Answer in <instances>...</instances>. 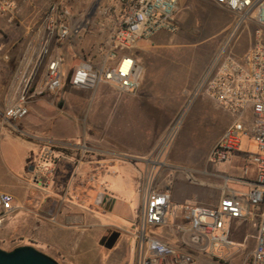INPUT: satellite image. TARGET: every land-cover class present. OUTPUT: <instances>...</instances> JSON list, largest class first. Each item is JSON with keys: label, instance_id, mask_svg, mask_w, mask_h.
Returning a JSON list of instances; mask_svg holds the SVG:
<instances>
[{"label": "crops", "instance_id": "0c3cea01", "mask_svg": "<svg viewBox=\"0 0 264 264\" xmlns=\"http://www.w3.org/2000/svg\"><path fill=\"white\" fill-rule=\"evenodd\" d=\"M54 1L69 3V0H15L14 16L0 10V168L8 174L7 193L15 197L14 212L0 234L11 240L8 245L12 248L6 250L36 246L73 264L85 253L94 252L108 232L117 230L118 241L124 234L131 237L130 264H135L133 232L138 214L133 213V204L139 201L142 209L147 193L156 189L170 191L173 203L192 201L188 188L180 185L176 172L171 170L168 156L159 162L152 157L159 137L149 129L150 124H164L177 118L185 101L181 96L174 100L172 93L177 89L181 94L183 90L180 84L176 86L175 77L156 73L142 76L136 94L120 92L108 81L101 82L95 90L72 86L70 77L88 53L106 52L97 48L109 43L110 31L118 27L119 19L118 12L110 13L109 8H103L101 11H108L104 14L107 16L95 19L96 28L87 31L84 12L88 6L83 8L81 3L90 5L94 0H76L81 6L69 9V23L81 28L79 35L59 44L53 42L51 46L52 53L64 58L62 87L38 96L21 121L6 120V109L16 101V91L11 85L15 75L42 62L43 70L46 68L49 57L40 60V50ZM153 37L142 40L139 48L145 52L148 64L153 63L151 69L156 70L158 61L176 56L147 51L155 46ZM145 64L143 72L147 69ZM206 69L194 85H199ZM42 82L36 81L35 87L42 86ZM184 93L189 90L184 89ZM198 112L206 114L217 129L212 150L235 117L211 100L205 101ZM123 139L127 141L125 144ZM46 146L56 148L58 160L44 185L33 180L31 168L34 169ZM236 154L226 162L243 159ZM214 168L202 170L205 177L200 182L211 186L215 197L200 204L217 206L226 193L246 200L248 182L253 178L247 179L248 168L243 172L224 166ZM208 176L219 180L213 182ZM26 189L27 192L33 189L37 197H28ZM24 215L28 220L22 224L16 227L8 224L11 218L21 220Z\"/></svg>", "mask_w": 264, "mask_h": 264}, {"label": "built area", "instance_id": "2783aa9c", "mask_svg": "<svg viewBox=\"0 0 264 264\" xmlns=\"http://www.w3.org/2000/svg\"><path fill=\"white\" fill-rule=\"evenodd\" d=\"M210 1L234 14L236 20L227 45L214 57L194 94L212 98L235 117L211 150L209 160L216 163L230 160L240 150L241 135H248L257 142L258 154H246V158L257 164L258 176L256 181L248 182L246 200L226 193L214 207L189 202L176 204L170 191L150 190L133 232L135 264H228L225 250L230 252L236 247L231 238L232 221L255 218L256 245L244 264L248 259L250 264H264V0ZM126 5L127 13L113 32L105 61L96 66L83 60L70 77L72 86L95 90L101 82L108 81L120 92L139 91L143 66L129 51L138 49L142 40H150L160 31H178L175 16L181 9V0H127ZM16 7L15 0H0V10L11 16L15 15ZM70 16L71 11L62 2L50 6L40 50L41 58L49 57L43 84L34 85L36 68L19 72L13 83L16 101L6 109V120L21 121L38 96L62 87L64 58L52 53L51 46L53 42L59 44L79 35L81 29L70 25ZM247 23L255 26V41L246 53L235 58L228 53V47ZM173 131L161 141L159 152L163 153L166 143L172 140ZM57 158L54 146L43 148L32 173L36 183L47 184ZM14 203V195L0 192V230L13 214ZM161 226L170 229L175 244L149 234L150 229Z\"/></svg>", "mask_w": 264, "mask_h": 264}, {"label": "rangeland", "instance_id": "374dc122", "mask_svg": "<svg viewBox=\"0 0 264 264\" xmlns=\"http://www.w3.org/2000/svg\"><path fill=\"white\" fill-rule=\"evenodd\" d=\"M53 3H55V1ZM126 3L127 0H94L90 5L81 3L83 8L84 6H88L84 12L87 31H92L96 28L93 26V21L95 19H98L101 15L102 18L107 16L104 14H108V11L105 13L102 12L101 10H103V8H109L110 13L114 11L119 13V19L116 24L119 26L127 13ZM62 4L69 9L74 6H81L80 2L76 0H69V3ZM234 18V14H231L213 1L183 0V5L175 16L178 31H160L152 38L155 46L147 50L150 52L157 51L175 54V59L158 61L159 64H156L157 69L152 70L151 68L154 65L153 63L148 64V61L144 58L145 52H143V49L138 48L129 51V53L137 58L138 62L144 68L146 67L145 63H147V69L143 72L144 77L154 75L155 73L159 74V76L168 74V76L175 77L177 82H181H176L175 84L176 86L180 84L183 92L180 94L176 89L175 92L172 93V95H174V100L179 99L181 96L185 101V106L181 109L177 118L172 122L164 124H150L149 129L151 132L152 130L153 132H157V137H159L154 151L152 152V157L155 159V162H159L162 161L164 156H168L167 159L171 165V170L176 172L180 185L189 190L192 201L190 200L188 202L197 205H203L200 204L202 200L208 201L215 197L212 193V187L209 185L206 186L204 183L200 182V180L205 177L202 170L210 169L213 171L215 169L214 167H217L219 170L220 166H224L227 169L232 168L243 172L248 168V174L246 175L247 179L252 176V181H256L258 176L257 164L252 159L246 158V154H258L257 142L248 135H241L240 150L236 154L239 155L238 158H243L244 160L241 159V161H239V159H233L230 163L210 162L211 145L217 129L211 124L210 118L204 113L200 114L198 110L205 101L214 100L206 95L194 97L198 87L194 85L195 80L198 78L201 71H203L204 68H208L214 57L227 45L236 20ZM110 33L113 36L112 30ZM112 36L108 44H100L97 48H102L104 51L106 50V52L102 55L96 54L95 51V53L93 51L89 52L86 60H90L94 65L100 66L105 61V54L111 48ZM254 41L255 26L251 23H247L238 31L227 51L233 57L239 58L248 51ZM42 58L40 60H42ZM43 65L44 62L36 67L35 82L38 80L42 82L43 80L44 73L47 69V62L44 70ZM16 76L17 75H15V77ZM15 77L11 85H13ZM184 89H188L189 93L185 94ZM172 131L174 134L172 140L166 143L164 151H162L163 153L159 152L158 145L165 139L167 134ZM126 136L127 135H125V138ZM164 141H162V143ZM126 142V139H123V143L125 144ZM189 174L192 175L189 176ZM7 176V172L2 171L0 168V192L10 191V185L7 180H5ZM208 178H210L211 181L213 180V182H218L217 180H219L215 176H208L207 179ZM25 192H27V189ZM36 193L37 192L33 189H28L26 195L36 198ZM138 202L133 204L134 214H138L141 209V204ZM25 217L26 215L22 216L21 220L11 218L8 224H10L11 227H16V225L22 224V221L28 220ZM257 232V218L249 221L239 219L232 221L231 238L236 242V247L230 252L225 250V253L228 254V264H244L250 252L255 248ZM149 234L158 238L164 237L167 239L166 241L171 244L176 243V241L173 240L170 229L166 226L154 227L150 229ZM4 239L7 238L0 234V247L3 249L5 248V250L11 249V245H8L11 240L7 239L5 240L6 243H3L2 240ZM124 240L127 241L125 244L123 243ZM130 245L131 237L124 234L113 249H107L99 245L94 252L85 253V257L80 258V260H75L73 264H130ZM34 247L52 257L60 264H68L56 256L53 257L52 253L37 248L36 246ZM246 264H250V259L247 260Z\"/></svg>", "mask_w": 264, "mask_h": 264}, {"label": "water", "instance_id": "95a60500", "mask_svg": "<svg viewBox=\"0 0 264 264\" xmlns=\"http://www.w3.org/2000/svg\"><path fill=\"white\" fill-rule=\"evenodd\" d=\"M34 170L33 168H31ZM120 237V232L113 230L108 232L100 240V245L107 249H113ZM0 264H60L52 257L39 251L34 246L22 245L12 250L0 247Z\"/></svg>", "mask_w": 264, "mask_h": 264}]
</instances>
